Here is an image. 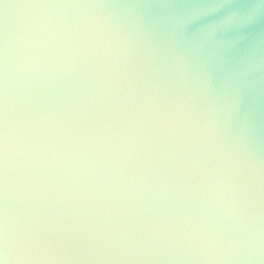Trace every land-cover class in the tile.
<instances>
[{
  "label": "water",
  "instance_id": "water-1",
  "mask_svg": "<svg viewBox=\"0 0 264 264\" xmlns=\"http://www.w3.org/2000/svg\"><path fill=\"white\" fill-rule=\"evenodd\" d=\"M0 264H264V0H0Z\"/></svg>",
  "mask_w": 264,
  "mask_h": 264
}]
</instances>
